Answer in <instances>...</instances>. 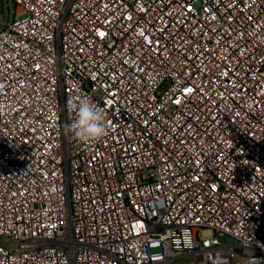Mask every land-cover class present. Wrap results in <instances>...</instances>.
<instances>
[{
    "label": "built area",
    "instance_id": "obj_1",
    "mask_svg": "<svg viewBox=\"0 0 264 264\" xmlns=\"http://www.w3.org/2000/svg\"><path fill=\"white\" fill-rule=\"evenodd\" d=\"M14 2L0 264H264V0Z\"/></svg>",
    "mask_w": 264,
    "mask_h": 264
},
{
    "label": "clouds",
    "instance_id": "obj_2",
    "mask_svg": "<svg viewBox=\"0 0 264 264\" xmlns=\"http://www.w3.org/2000/svg\"><path fill=\"white\" fill-rule=\"evenodd\" d=\"M73 114L71 121L63 125L66 135L82 144L99 142L109 132L106 112L88 96L72 99L67 105Z\"/></svg>",
    "mask_w": 264,
    "mask_h": 264
},
{
    "label": "rangeland",
    "instance_id": "obj_3",
    "mask_svg": "<svg viewBox=\"0 0 264 264\" xmlns=\"http://www.w3.org/2000/svg\"><path fill=\"white\" fill-rule=\"evenodd\" d=\"M16 10L14 0H0V28L9 24ZM25 14H20L23 17Z\"/></svg>",
    "mask_w": 264,
    "mask_h": 264
}]
</instances>
